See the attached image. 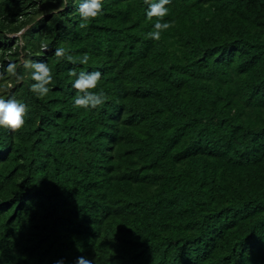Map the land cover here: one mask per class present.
<instances>
[{
    "label": "trees",
    "instance_id": "16d2710c",
    "mask_svg": "<svg viewBox=\"0 0 264 264\" xmlns=\"http://www.w3.org/2000/svg\"><path fill=\"white\" fill-rule=\"evenodd\" d=\"M80 2L0 0V98L28 106L0 127V264H264V0H170L158 41L143 0L84 29ZM71 69L100 107L73 108Z\"/></svg>",
    "mask_w": 264,
    "mask_h": 264
},
{
    "label": "clouds",
    "instance_id": "9594fccd",
    "mask_svg": "<svg viewBox=\"0 0 264 264\" xmlns=\"http://www.w3.org/2000/svg\"><path fill=\"white\" fill-rule=\"evenodd\" d=\"M64 3L67 5V0H64ZM143 3L147 5V19L152 20L156 18V22L152 26V30L146 34V38L158 41L161 39L162 33L171 27L170 22H162L163 18L168 14V9L165 5L169 4L170 0H143ZM102 11V0H81L77 8V13L81 20L79 28H87L88 22L102 14ZM20 17L22 18V16ZM14 33L13 35L10 33V35L17 36ZM42 48L47 50V45H42ZM54 55L57 59V63L67 59L68 62L73 64L79 63L81 65H87L90 59L89 55L85 53L78 60H74L73 57L68 54V50L62 47L56 48ZM23 66L25 69L31 71V79L34 81V83L30 85V91L33 92L37 98L43 99L50 91L49 85L53 83L52 69L43 61L34 62L27 60L24 62ZM15 70L16 65L9 63L7 72L15 76L18 81L22 80L23 77L17 75ZM68 75L70 77H75L72 81V87L76 90L73 108L95 109L100 107L107 100V96L103 91L99 93L92 91L97 87L98 81L101 78L100 71H80L77 73L75 69H71ZM27 111L28 106L15 98H9L7 100L0 98V127H4L12 132L20 130L25 124ZM56 264H63V261H56ZM75 264H93V262L81 256L77 258Z\"/></svg>",
    "mask_w": 264,
    "mask_h": 264
},
{
    "label": "rangeland",
    "instance_id": "374dc122",
    "mask_svg": "<svg viewBox=\"0 0 264 264\" xmlns=\"http://www.w3.org/2000/svg\"><path fill=\"white\" fill-rule=\"evenodd\" d=\"M42 14H43V12H39L38 14L34 15L33 17H34V18H38V16H39V15H42ZM30 23H31V22H30ZM30 23L27 24V25H25V26H23V27H22L17 33H14V34H16L17 36L21 35V34L23 33V30H25V29L30 25ZM21 32H22V33H21ZM11 35H13V33H11ZM16 42H17L18 44H21V43H22V42L20 41L19 37H18V39L16 40ZM19 57H20V58H19L20 62H25V61H26L24 55H20Z\"/></svg>",
    "mask_w": 264,
    "mask_h": 264
}]
</instances>
